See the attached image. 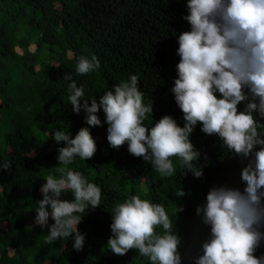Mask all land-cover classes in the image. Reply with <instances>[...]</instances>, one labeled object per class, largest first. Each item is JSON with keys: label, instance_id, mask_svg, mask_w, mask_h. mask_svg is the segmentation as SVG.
<instances>
[{"label": "trees", "instance_id": "obj_1", "mask_svg": "<svg viewBox=\"0 0 264 264\" xmlns=\"http://www.w3.org/2000/svg\"><path fill=\"white\" fill-rule=\"evenodd\" d=\"M185 15L186 0H0V163H11L9 169L0 170V264H148L134 249L123 256L107 249L112 236L110 211L131 195L162 204L169 214L174 204L183 209L175 219L179 251L183 264H193L209 235L196 208L214 186L243 187L241 158L227 153L219 137L203 133L198 124L190 140L201 153L198 164L203 176L184 174L173 158L178 173L162 177L142 157L130 154L127 144L110 147L102 109L98 113L102 126L87 125L83 109L73 112L69 82L64 80L71 74L78 86H84V98L94 97L99 103L105 91L150 63L157 71L153 83L144 85V103H152V123L170 115L182 127L183 113L169 82L176 78L179 56L175 60L161 46L162 54L147 62L144 52L146 43L152 50L162 42L152 32L153 19L172 17L188 31ZM92 54L100 69L89 77L77 75L79 57ZM244 106L242 102L238 110ZM83 127L90 128L97 150L91 159H77L71 167L101 187L102 199L78 224L85 243L76 251L71 238L44 243L49 229L36 226L35 209L43 198L40 188L47 175L55 174L53 168L59 166L58 149L66 146L57 144L49 133L63 128L74 137ZM177 187L184 196L175 194ZM62 199L71 201L73 196L65 193ZM48 223H54L51 217ZM255 255H264V246Z\"/></svg>", "mask_w": 264, "mask_h": 264}, {"label": "clouds", "instance_id": "obj_2", "mask_svg": "<svg viewBox=\"0 0 264 264\" xmlns=\"http://www.w3.org/2000/svg\"><path fill=\"white\" fill-rule=\"evenodd\" d=\"M186 9L183 19L189 30L172 17L153 19L152 32L162 42L152 50L146 43L144 52L147 62L162 54L161 46L175 60L179 56L176 78L169 82L183 113L182 127L170 115L152 123V103H144V85L153 83L157 71L150 63L105 91L99 103L94 97L85 99L84 86L66 74L68 102L73 112L84 110L89 126H102L98 116L102 109L110 147L127 144L130 154L142 157L162 177L178 173L173 158L184 174L202 177L201 153L194 148L191 133L199 124L203 133L218 136L222 148L244 163L240 173L243 187L214 186L205 203L197 206L196 215L209 235L193 264H264V255H255L264 246V124L260 122L264 120V0H186ZM100 67L95 54L81 56L75 73L89 77ZM242 102L245 106L238 110ZM49 135L66 146L58 149L55 174L50 171L40 188L43 198L35 209V224L49 229L45 244L71 238L73 249L80 251L85 236L77 226L87 210L101 205L102 189L71 165L77 159H91L96 142L89 127L81 128L74 137L63 128ZM10 167L9 161L0 163V170ZM69 192L73 199H62ZM175 194L182 197L185 192L177 187ZM174 206L169 214L164 205L140 195L115 204L110 211L112 236L107 249L119 256L134 249L148 264H183L175 227L183 209ZM49 217L54 221L51 225Z\"/></svg>", "mask_w": 264, "mask_h": 264}]
</instances>
